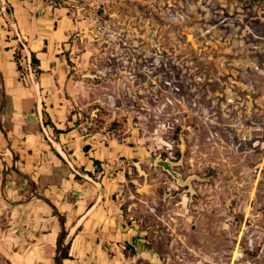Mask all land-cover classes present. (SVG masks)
<instances>
[{"label":"rangeland","instance_id":"374dc122","mask_svg":"<svg viewBox=\"0 0 264 264\" xmlns=\"http://www.w3.org/2000/svg\"><path fill=\"white\" fill-rule=\"evenodd\" d=\"M55 3L72 22L63 95L84 132L179 158L192 178L190 202L156 166L144 184L121 165L117 199L144 244L162 264H264V0Z\"/></svg>","mask_w":264,"mask_h":264},{"label":"crops","instance_id":"0c3cea01","mask_svg":"<svg viewBox=\"0 0 264 264\" xmlns=\"http://www.w3.org/2000/svg\"><path fill=\"white\" fill-rule=\"evenodd\" d=\"M56 1L0 0V72L6 98L5 135L0 132V195L5 198H0V215L6 211L12 225L7 235H0V249L10 264L55 261L61 225L51 208L31 195L34 185L65 217L70 259H62V264H111L104 248L115 252V237L124 224L117 199L124 178L121 165L125 168L141 153L129 142L84 132V124L71 115L63 92L74 70L65 54L72 22ZM17 52L18 63L13 58ZM31 53L39 61L37 73ZM43 112L51 125H44ZM8 148L15 160L13 171L3 167L12 160ZM93 160L100 162V172Z\"/></svg>","mask_w":264,"mask_h":264},{"label":"flooded vegetation","instance_id":"af4514ba","mask_svg":"<svg viewBox=\"0 0 264 264\" xmlns=\"http://www.w3.org/2000/svg\"><path fill=\"white\" fill-rule=\"evenodd\" d=\"M154 159L151 158V159L147 160V158L146 159L145 158L140 159V158L136 157V158H133L132 160L127 161L125 164L126 165L125 168L130 167L131 169H133L136 172V176H139L140 178H142L143 183L147 184V180L149 178V173L145 172L142 167H143V165L147 164L149 168H152L153 166H155V165H153ZM159 159L169 160L172 163H177L179 160V158H175V157H171L168 159V158L162 157V156H159ZM156 167L158 169H160L162 172H164L167 175V177L170 178L171 182H173L174 184L177 185L176 181L172 178V176H170L167 172H165L161 167H158V166H156ZM6 170H8V171L14 170L12 160H10L9 166H7ZM173 171L181 176L182 181H185L187 179V176L186 177L182 176V174L180 172V167L178 165L173 167ZM124 176H125V173H124ZM181 188H182L181 189L182 191L187 192L186 195L190 199L189 201L192 202L193 195L195 194V191L192 188V184H190V187L184 186ZM191 192L193 194L192 196H191ZM0 196H1L0 198L2 200L5 199L3 197V195H0ZM118 204H119V208H120L119 210L121 211V214H122V217L124 220V224L122 225L121 233L117 237H115L116 240H115L114 246H113V250H115V252L112 253L108 246H105V248H104L105 252H107L109 257H111L112 254H114L116 252L122 256H125L128 252L133 254V256H137V255L141 256L142 253H146L149 256V258L144 260L145 264H151L152 262L154 264H162V261L158 258L157 254L154 251H152L148 246H146V244H144L145 242L143 239L140 238L135 224H133V222H129L128 219L125 217V215L123 214V211L120 207L119 201H118ZM67 249H68V246H67ZM150 259H152L153 261H151Z\"/></svg>","mask_w":264,"mask_h":264},{"label":"water","instance_id":"95a60500","mask_svg":"<svg viewBox=\"0 0 264 264\" xmlns=\"http://www.w3.org/2000/svg\"><path fill=\"white\" fill-rule=\"evenodd\" d=\"M5 106H6L5 85H4V79H3L2 74L0 72V132L4 135H5V132L3 130L2 125H3ZM8 150L12 155L13 166L15 168V160H14L13 154H12L10 148H8ZM179 164H180L179 162L172 163L169 160H161L159 158H155L153 160V165L161 167L165 172H167L170 176H172V178L176 181L177 185L182 186V187H184V186L190 187V181L192 179L191 177L187 178L185 181H182L181 176L173 171V167L176 165H179ZM3 167H4V171H5L6 164L3 163ZM2 180H3V182H2L3 183L2 191H3L4 185H5V179L3 178ZM31 195L34 198H37V199L43 201L48 207H50L60 222L61 231H60V235H59V238L57 241L55 264H62L63 253H64L65 246H66V244H65V217L57 211V209L51 204V202L47 198L39 195L35 191L34 185L32 186ZM143 255H144V253H142V255L140 257L142 259H146ZM137 258H139V257L137 256ZM151 264H154V263L152 262Z\"/></svg>","mask_w":264,"mask_h":264},{"label":"trees","instance_id":"16d2710c","mask_svg":"<svg viewBox=\"0 0 264 264\" xmlns=\"http://www.w3.org/2000/svg\"><path fill=\"white\" fill-rule=\"evenodd\" d=\"M13 58H14V61L16 62V63H18V60H19V53L17 52V53H15L14 55H13ZM31 66H32V68L35 70V73H37V70H36V67H38L39 66V61L36 59V57H35V55L33 54V53H31ZM17 69L18 70H20V67L18 66V64H17ZM6 119L7 118H5V122H4V124L6 125ZM43 119H44V125L45 126H48V125H51V123H50V121L47 119V117H46V115H44V112H43ZM4 125V127L6 128V126ZM7 128H8V126H7ZM55 132L56 133H60V132H58L57 130H55ZM87 147H85L84 148V150L85 151H87ZM58 156V155H57ZM59 157V156H58ZM93 165L96 167V170H97V172H100L101 171V168H100V162H98V161H93ZM56 171V170H55ZM81 172H84L82 169H81ZM96 172V171H95ZM85 174H87V175H89V176H91V174L89 173V172H84ZM78 179V178H77ZM66 250H67V247H66V249H65V252L63 253V259H70L69 257H68V255H67V252H66Z\"/></svg>","mask_w":264,"mask_h":264},{"label":"bare ground","instance_id":"6f19581e","mask_svg":"<svg viewBox=\"0 0 264 264\" xmlns=\"http://www.w3.org/2000/svg\"><path fill=\"white\" fill-rule=\"evenodd\" d=\"M146 259H148L149 258V256L147 255V254H145L144 253V255H143ZM151 261H153L152 259H150Z\"/></svg>","mask_w":264,"mask_h":264},{"label":"built area","instance_id":"2783aa9c","mask_svg":"<svg viewBox=\"0 0 264 264\" xmlns=\"http://www.w3.org/2000/svg\"><path fill=\"white\" fill-rule=\"evenodd\" d=\"M15 36H16L17 38H19V35L17 34V32H15ZM28 65H29V63H28Z\"/></svg>","mask_w":264,"mask_h":264}]
</instances>
